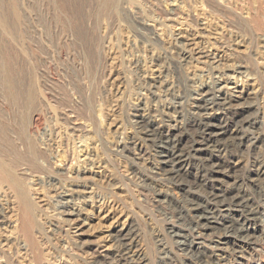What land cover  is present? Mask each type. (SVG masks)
<instances>
[{
  "label": "rangeland",
  "instance_id": "rangeland-1",
  "mask_svg": "<svg viewBox=\"0 0 264 264\" xmlns=\"http://www.w3.org/2000/svg\"><path fill=\"white\" fill-rule=\"evenodd\" d=\"M239 1L117 0L114 11L99 10L100 0H15L19 31L7 0L0 1L11 26L10 33L0 31V122L8 128L2 135L9 138L12 131L15 140H33L43 150L40 163L61 173L56 177L70 190H60L74 191L71 204L78 208L79 216L55 215L47 202L49 190L40 187L37 176L22 175L29 194L47 213L40 218L44 232L36 233L41 264H264V34L242 31L240 20L248 15ZM223 8L233 12L230 26ZM7 70L24 87L29 80L36 85L39 122L32 128L19 121L25 95L16 104L5 95L1 75ZM217 96L231 105L199 107L202 97ZM225 113L242 121L243 132L232 141L221 139L218 149H204L200 120L222 124ZM151 126L158 127L156 136L179 138V147L190 152L183 176L164 173ZM21 143H15L20 152L26 149ZM217 154L231 166L204 187L201 160L217 159ZM227 188L256 210L251 244L238 245L234 234L225 237L240 212H230L209 231L191 222L198 202L221 209L209 198ZM14 199L1 185L0 264H32L26 241L11 227L17 223ZM216 245L223 249L215 250ZM198 250L216 254L213 262L200 259Z\"/></svg>",
  "mask_w": 264,
  "mask_h": 264
},
{
  "label": "bare ground",
  "instance_id": "bare-ground-1",
  "mask_svg": "<svg viewBox=\"0 0 264 264\" xmlns=\"http://www.w3.org/2000/svg\"><path fill=\"white\" fill-rule=\"evenodd\" d=\"M1 1V0H0ZM232 1V0H231ZM236 3L239 0H235ZM240 1H244L246 8L247 9V17L248 18H243L240 20V23L243 25V29L244 27L247 28V30L249 31H253L254 33L256 32H262L264 34V0H240ZM239 1V2H240ZM8 2V7H9V12L10 15L13 18L14 21V28L17 29L19 31L20 28V23H21V19L19 18V14L16 10V6H15V0H7ZM241 2V3H242ZM240 3V5H241ZM244 5V6H245ZM213 7V6H212ZM240 6H237V9H239ZM226 8V7H225ZM224 9V18L226 20V25L230 26V22L233 23L234 19L231 18L232 15V11L230 9H232V7L230 9ZM228 8V7H227ZM244 8V7H243ZM243 8L240 7V9L242 10ZM114 10L117 11V0H100L99 3V10ZM234 9V8H233ZM236 10V9H235ZM244 10V9H243ZM212 11V10H211ZM240 10L237 11V13H239ZM102 12V11H101ZM107 12V11H106ZM221 11H219L220 13ZM242 12V11H241ZM240 14H238L239 16ZM233 16V15H232ZM243 17V16H242ZM233 20V21H231ZM223 21V20H222ZM224 22V21H223ZM140 23V22H139ZM225 23V22H224ZM231 23V24H232ZM239 23V21H238ZM240 24V25H241ZM233 25V24H232ZM237 25V24H236ZM236 25L234 27H236ZM239 26V24H238ZM10 25H8L6 23V18H5V14L3 12L2 6H1V2H0V31H7L8 29H10ZM233 27V26H232ZM241 27V26H240ZM238 28V27H236ZM148 29V28H147ZM152 29V28H151ZM241 30V29H240ZM246 30V32H248ZM9 31V30H8ZM245 31V30H244ZM78 32V31H77ZM252 32V33H253ZM10 33V31H9ZM8 33V34H9ZM83 33V32H82ZM248 34V33H247ZM258 34V33H257ZM7 35V33L5 34ZM96 35V34H95ZM94 35V36H95ZM259 35V34H258ZM87 36V35H86ZM260 36V35H259ZM154 37V36H153ZM256 37V36H255ZM258 37V36H257ZM7 38V37H5ZM252 38V37H251ZM261 38H263L261 36ZM260 38V39H261ZM3 39V38H2ZM81 39V38H80ZM92 39V38H91ZM228 39V38H227ZM1 40V39H0ZM261 40H264L261 39ZM82 41V40H81ZM80 41V42H81ZM84 41V40H83ZM240 42V40H238ZM2 42V40L0 41ZM88 44V43H87ZM248 44V43H247ZM0 45H2V43H0ZM90 45V44H89ZM250 45V44H249ZM264 45V44H263ZM3 46V45H2ZM230 46V45H229ZM84 47V46H83ZM96 49V48H95ZM249 50V49H248ZM90 52V50H89ZM88 52V53H89ZM3 54V53H1ZM0 54V55H1ZM92 54V52H91ZM94 54V53H93ZM138 54V53H136ZM6 55V54H4ZM95 55V54H94ZM262 55V54H261ZM264 57V56H263ZM5 58V56H4ZM3 59V58H1ZM246 60V59H245ZM5 61V60H3ZM247 61V60H246ZM249 61V60H248ZM240 62V61H239ZM2 60H1V64H2ZM154 63V62H153ZM0 64V65H1ZM7 67V66H5ZM7 69V68H6ZM5 69V70H6ZM19 72V71H18ZM31 72V71H30ZM18 74V73H17ZM30 74V73H29ZM256 74V71H255ZM258 74V72H257ZM33 75V74H31ZM250 75V74H249ZM1 76H3L2 78V83L4 82L5 86H6V94L9 99L14 102V104H16L15 102H18L19 99L21 98L22 94L23 96L25 95V101L23 99H21L24 102V111H23V106H21V100L18 104V107H22V111L23 113L19 115L22 116V123L24 122L26 125H28V127L32 128V126H34V124L37 123V121L39 122V118H38V109L36 106H38L36 104V98L38 93L36 92V90L34 89L35 87H33L34 85V81L32 82L31 80H29L30 84L28 83V87L22 84L23 82L14 78L13 74L10 70L5 71L4 74H2ZM30 76V75H29ZM259 76V75H258ZM22 77V76H21ZM33 77V76H32ZM31 77V78H32ZM192 77V76H191ZM29 78V79H31ZM35 78V77H34ZM196 78V77H195ZM210 78V77H209ZM257 78V76H256ZM255 78V79H256ZM25 79V78H24ZM24 79H22L24 81ZM35 80V79H34ZM259 79L257 78L256 81H258ZM27 81V80H26ZM25 82V81H24ZM259 82V81H258ZM27 83V82H26ZM24 83V84H26ZM260 84V83H258ZM23 85V88H22ZM197 85V84H196ZM36 86V85H34ZM1 88V87H0ZM37 93V94H36ZM209 93V92H208ZM4 94V93H3ZM22 96V97H23ZM208 96V95H207ZM7 98V97H6ZM24 98V97H23ZM5 99V98H3ZM201 103L199 105L200 108H207L208 106H217V107H221L222 109H227L226 105H231L229 104L228 100H226V98L221 97V96H217V97H212V98H205L202 97L201 98ZM249 101V100H248ZM86 102V101H85ZM247 102V101H246ZM245 102V103H246ZM5 103V102H4ZM38 103V102H37ZM250 103V102H249ZM40 104V103H39ZM195 104V103H194ZM2 105V104H1ZM23 105V104H22ZM137 105V104H136ZM244 105V104H243ZM246 105V104H245ZM251 105V103H250ZM149 108V107H148ZM237 108V107H236ZM42 109V108H41ZM145 109V108H144ZM218 109V108H217ZM230 109V108H229ZM248 110V109H247ZM144 111V110H143ZM221 111V110H220ZM250 111V110H249ZM166 112V111H165ZM43 114V113H42ZM40 115V113H39ZM140 115V114H139ZM20 116V118H21ZM143 116V115H142ZM141 116V117H142ZM229 115L226 116L225 113V118L224 121L222 122V124H214L210 121L209 118L204 120H200V130L201 133L204 136L203 141L205 142L203 144L204 149H208L211 150L212 148L214 149H218L219 148V144L223 139H227V140H234V139H238V137H240L241 133L243 132V123L241 120L239 119H234V118H230L228 117ZM140 117V116H139ZM243 117V116H240ZM263 117V116H262ZM3 118V117H2ZM14 118V117H13ZM12 118V119H13ZM19 118V117H18ZM61 118V117H60ZM245 118V117H244ZM252 118V117H251ZM16 119V118H15ZM14 119V120H15ZM43 120V119H42ZM134 120V119H133ZM162 120V119H161ZM9 122V120H7ZM51 121V120H50ZM136 121V120H135ZM141 121V119H140ZM148 121V119H147ZM151 121V120H150ZM56 122V121H55ZM137 122V121H136ZM146 122V121H145ZM176 122V121H175ZM1 123V122H0ZM41 123V122H40ZM63 123V122H62ZM65 123V122H64ZM139 123V122H138ZM148 126L150 125L151 122H147ZM198 123V122H197ZM4 124V123H3ZM7 124V123H6ZM16 124V122H15ZM20 124L21 123H17ZM24 124V127H26ZM49 124V123H48ZM67 124V123H66ZM68 125V124H67ZM157 125V124H156ZM162 125V124H161ZM6 126V125H5ZM4 125H2V123L0 124V186L1 185H6V187H8V189L13 192L14 195V200L16 203V221L17 223L14 224L15 226H11V224H9L14 231H16V233L20 236L23 237L24 240L27 243L28 246V250L32 255V262L34 264H41L42 261V257L43 254L42 252L39 250V245L38 242L36 241V235H38L39 233L44 232V227H43V222L40 221L41 216H43L42 214L46 213L45 212H41L42 210L40 209V205L37 204V201L34 200V197H31L32 195L29 194L30 189H27L26 187V178H24L22 175H29V176H37V179H39L38 184H40V187L42 189H46L45 191L49 190L46 194V197L49 195L51 199L48 200L47 198H45L47 200V202L50 200V204L51 206H54L53 209L56 210V214L55 215H78L77 211L78 208L74 207L73 204H71V202H73V192H70L67 194L66 191L70 190V188H65V186H63L65 189L68 190H60L61 188L63 189V187L61 186L60 183V178L56 177V176H61V173H59V171H52L53 173L50 172V169H48V166H43L39 161V158L42 157L43 155V150H39L35 144V142L33 140H31L28 136H25L24 139L20 140L18 137V139L21 141L23 145H25L24 147L26 149H24L23 147V151L20 152L17 148H16V140L14 138V134L12 131H10V136L8 138V136H3L2 133L4 131H6L5 129L7 127H5ZM14 127H16L15 125H13ZM36 126V125H35ZM18 127V125H17ZM66 127V126H65ZM151 130L153 132V134L156 136V133H158V131L156 132L155 130L156 127L151 126ZM187 127V126H186ZM199 127V126H198ZM10 128V127H9ZM20 128V127H19ZM35 128V127H34ZM80 128V127H79ZM158 128V127H157ZM8 129V128H7ZM18 129V128H16ZM15 129V130H16ZM22 129V128H21ZM19 129V130H21ZM149 129V128H148ZM199 129V128H198ZM197 129V130H198ZM39 130V129H38ZM77 130V129H76ZM195 130V129H194ZM18 131V130H17ZM16 131V132H17ZM23 131V130H22ZM33 131V130H32ZM74 131V130H73ZM92 131V130H91ZM250 131V130H249ZM15 132V134H16ZM85 132V131H84ZM36 133V132H35ZM151 133V132H150ZM200 133V132H199ZM92 134V133H91ZM177 134V133H176ZM17 135V134H16ZM23 135V134H22ZM38 135V134H37ZM82 135V134H81ZM88 135V134H87ZM21 136V135H20ZM8 139H7V138ZM23 137V136H22ZM79 137V136H78ZM93 137V136H92ZM157 137V141H158V147L161 150V159L163 161V163H165L166 165V169L164 170V173H166L167 175L171 177H181V175L183 174V165L185 164L184 162L186 161L187 157L189 156L188 152L186 151V149L184 150V148H180L179 144H178V139H171L168 135L166 136H156ZM244 136L242 135V138ZM256 137V136H255ZM14 138V139H13ZM90 138V137H89ZM56 139V138H55ZM95 139V138H94ZM222 139V140H221ZM256 139V138H255ZM260 139V138H259ZM195 143L196 141L194 139H192ZM85 142V141H84ZM198 142V141H197ZM234 142V141H233ZM232 142V144H233ZM19 143V142H18ZM37 143V142H36ZM82 143V142H81ZM125 144V143H124ZM223 144V143H222ZM225 144V143H224ZM228 144V143H227ZM226 144V145H227ZM22 145V146H23ZM50 145V144H48ZM200 145V144H199ZM67 146V145H66ZM193 146V145H192ZM196 146V145H195ZM232 146V145H231ZM237 146V145H236ZM47 147V146H46ZM68 147V146H67ZM73 147V146H72ZM151 147V146H150ZM223 147V146H222ZM49 146L46 148V150H49ZM211 148V149H209ZM20 149V148H19ZM193 149V148H192ZM231 149V148H230ZM234 149V148H232ZM21 150V149H20ZM198 149L195 148V151H197ZM201 150V149H200ZM221 150V147H220ZM212 151V150H211ZM244 152V151H243ZM56 153V152H55ZM76 153V152H75ZM56 155V154H55ZM59 156V155H58ZM213 156V155H212ZM217 156V159H214L213 157H207L202 162V167L203 169L201 170L202 175L195 170V172H198L200 174V176H202L201 181L199 182L201 185H211L214 181H216V179H214L215 173H227L229 168L227 169L228 166H231L230 164H227V160L224 162V158L221 154H217L215 155ZM61 157V156H60ZM199 158V157H198ZM48 159V158H47ZM194 159V158H193ZM61 160V159H60ZM75 160V159H74ZM191 160V159H190ZM212 160H215V162H213ZM229 162V161H228ZM232 162V161H231ZM47 163V162H46ZM55 163V162H54ZM235 163V162H234ZM77 164V163H76ZM200 164V163H199ZM236 164V163H235ZM199 166V165H198ZM92 168V167H91ZM153 168V167H152ZM227 169V170H226ZM67 170V169H66ZM80 170V169H79ZM82 171V170H81ZM200 171V170H199ZM35 172H39L41 174H44L42 177L41 175L39 176L38 173ZM77 172V171H76ZM86 172V171H85ZM260 173V172H259ZM79 174V173H78ZM81 174V173H80ZM79 174V175H80ZM84 174V173H83ZM196 174V173H195ZM231 174V173H230ZM64 175V173L62 174ZM69 175V174H68ZM70 176V175H69ZM78 176V175H76ZM183 176V175H182ZM75 177V175H74ZM72 177V178H74ZM90 177V176H88ZM259 177V176H258ZM28 178V177H27ZM62 178V177H61ZM64 178V177H63ZM62 178V179H63ZM71 178V177H70ZM69 178V179H70ZM76 178V177H75ZM74 178V179H75ZM78 178L81 179H87L88 178L85 177L84 175L79 176ZM29 179V178H28ZM33 179V178H31ZM61 179V180H62ZM74 179L73 182L75 181ZM64 180V179H63ZM78 180V179H76ZM93 180V179H92ZM186 180V179H185ZM197 180V179H196ZM254 180V179H253ZM257 180V179H256ZM29 181V180H28ZM91 181V180H90ZM252 181V180H251ZM262 181V180H261ZM79 182V181H78ZM82 182V181H81ZM86 182V181H85ZM253 182V181H252ZM34 183V182H33ZM65 183V182H64ZM72 183V182H71ZM183 183V182H182ZM195 183V182H194ZM198 183V182H197ZM70 184V183H69ZM180 184V183H179ZM28 185V184H27ZM64 185V184H63ZM78 185V184H77ZM80 186V185H79ZM96 186V185H95ZM197 186V185H196ZM202 186V187H203ZM204 186V187H206ZM223 186V185H222ZM235 186V185H234ZM30 187V186H29ZM38 187V186H37ZM67 187V186H66ZM211 187V186H210ZM226 187V186H225ZM239 187V186H238ZM2 188V187H1ZM212 188V187H211ZM215 188V187H214ZM231 188H227V189H219L216 192H212L211 196H210V200L213 201L214 204H219L218 206L221 209H218L219 207L216 206V208L218 209V211L216 212L211 206L207 205V202L205 203H196L193 206V211L195 212L193 215V218L191 219V222H195L198 225L202 226V229H204L205 231H209L212 230L214 228L217 227L216 224H218L217 221L221 220L222 217L225 218V216H227L230 212L235 211V212H240V217L236 218V219H229L228 217H226V219H229L228 221H232L230 222V230L228 229L225 232V237L227 235H231L234 234V236H237V241H239V244H241V242L245 243V244H251V242H254V237L252 235H248L250 234V229L251 228V220L252 218H254L253 213L256 211L248 208V199L241 195L239 192H235L233 193L231 190ZM239 189V188H238ZM40 190V189H39ZM73 190V189H71ZM79 190V189H78ZM240 190V189H239ZM51 191L55 193V196L53 197L51 194ZM81 191V190H79ZM208 191V190H207ZM213 191V190H212ZM235 191V190H234ZM37 192V191H36ZM75 192L77 193L78 191L75 190ZM94 192V190L92 191ZM243 192V191H242ZM39 193V192H38ZM73 193V194H72ZM54 195V194H53ZM94 195V194H93ZM44 196V195H43ZM39 198V197H37ZM206 198V199H208ZM39 200H42L39 199ZM43 201V200H42ZM93 201V200H92ZM208 201V200H206ZM39 202V201H38ZM53 203V205H52ZM45 204V203H44ZM211 204V203H209ZM251 204V203H250ZM46 205V204H45ZM77 205V204H76ZM251 206V205H250ZM60 207V210H59ZM62 207V208H61ZM49 208V207H48ZM46 209V208H45ZM192 209V208H191ZM216 209V210H217ZM50 210V208H49ZM75 211V212H74ZM82 211V210H81ZM80 211V212H81ZM221 211L225 212V214H223ZM229 211V212H226ZM254 211V212H253ZM54 212V211H53ZM88 212V211H87ZM49 213V212H48ZM84 213V212H82ZM93 213V212H92ZM244 213V215H243ZM257 213V212H256ZM47 214V213H46ZM1 215V213H0ZM14 215V214H13ZM45 215V214H44ZM49 215V214H48ZM47 215V216H48ZM50 215L52 216V214L50 213ZM257 215V214H256ZM47 216H45L46 218H48ZM56 216V217H58ZM79 216V215H78ZM253 216V217H252ZM50 217V216H49ZM257 217V216H256ZM45 218V219H46ZM55 218V217H54ZM75 218V217H74ZM53 219V218H52ZM62 219V218H61ZM65 219H69V218H65ZM78 219V218H77ZM76 219V220H77ZM259 219V218H258ZM47 220V219H46ZM73 220V219H72ZM80 220V219H78ZM255 220V219H254ZM48 221V220H47ZM46 221V222H47ZM261 221V220H260ZM2 222V221H0ZM50 222V221H49ZM69 223V222H68ZM255 223V222H254ZM1 224V223H0ZM189 224V223H188ZM8 224H6L7 227ZM222 225V224H221ZM229 225V224H228ZM255 225V224H254ZM5 227V226H4ZM47 227V226H46ZM49 227V226H48ZM8 228V227H7ZM173 228V227H172ZM200 228V227H199ZM227 227H225L226 230ZM6 229V228H5ZM8 230V229H7ZM11 230V228H10ZM46 230V229H45ZM57 230V229H56ZM55 230V231H56ZM49 231V230H48ZM53 231V230H52ZM59 230H57L58 232ZM198 231V230H197ZM200 231V230H199ZM2 232V231H1ZM12 232V231H11ZM37 232H39L38 234H36ZM47 232V231H46ZM211 232V231H210ZM15 233V232H14ZM176 233V232H175ZM16 234V236H17ZM44 234V233H43ZM127 234V233H126ZM187 234V233H186ZM201 234V232H200ZM203 234V233H202ZM246 234V236H245ZM13 235V234H12ZM47 235V234H46ZM222 235V234H221ZM224 235V234H223ZM254 235V234H253ZM41 236V235H40ZM137 236V235H136ZM201 236V235H200ZM200 236H198V234L195 237V239H199ZM49 237V235L47 236ZM193 237V236H192ZM15 238V237H14ZM125 238V237H124ZM258 238V236H257ZM256 238V239H257ZM19 239V238H18ZM131 239V238H130ZM187 239V238H186ZM49 240V239H48ZM188 240V239H187ZM191 240V239H190ZM14 241V240H13ZM46 241V240H45ZM183 241V240H182ZM258 241V239H257ZM82 243V242H81ZM225 242H222V244ZM21 244V243H20ZM126 246V243H123ZM129 245V244H127ZM192 245V244H191ZM25 246V245H24ZM215 246V245H214ZM230 246V245H229ZM128 247V246H127ZM241 247H243L241 245ZM240 247V248H241ZM25 248V247H24ZM129 249V248H128ZM223 247L216 245L215 250H222ZM225 249V248H224ZM27 250V248H26ZM236 251V250H235ZM28 252V253H29ZM239 252V251H238ZM199 258L204 260L205 262L211 263L213 262V258L214 256H216V254H214L213 252H211V254H203L201 253L199 250L198 252ZM16 254V253H15ZM166 254V253H165ZM27 256V255H26ZM115 256V255H114ZM6 257V256H5ZM4 257V258H5ZM17 258V257H16ZM45 258V257H44ZM48 258V257H47ZM119 258V257H118ZM198 258V257H197ZM5 260V259H4ZM7 260V259H6ZM198 260V259H197ZM2 261V260H1ZM119 261V260H118ZM201 261V260H200ZM30 262V263H32ZM4 263V261H3ZM21 263V262H20ZM32 263V264H33ZM228 263V262H227ZM197 264V263H196ZM207 264V263H206ZM220 264V263H219Z\"/></svg>",
  "mask_w": 264,
  "mask_h": 264
}]
</instances>
